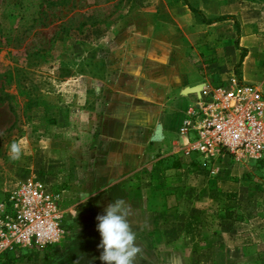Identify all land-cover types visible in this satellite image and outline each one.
Here are the masks:
<instances>
[{
	"label": "rangeland",
	"instance_id": "1",
	"mask_svg": "<svg viewBox=\"0 0 264 264\" xmlns=\"http://www.w3.org/2000/svg\"><path fill=\"white\" fill-rule=\"evenodd\" d=\"M223 17L234 20L217 21ZM242 23L243 0H0V201L33 174L58 178L64 176L58 164L95 159V111L106 105L111 78L122 77L125 67L117 66L128 60L148 75L160 65L159 79L176 77L172 63L181 59L199 65L183 72L182 95L196 101L207 87L232 81L264 92V50L243 83L225 50ZM194 88L200 91L188 92ZM21 139V159L13 161L9 146ZM211 170L185 165L167 177L172 182L157 176L146 182L154 213L150 264H264V211L244 225L227 221L224 190ZM248 176L264 194V171ZM61 180L52 183L63 191L67 209L76 202ZM84 202L74 206L76 224L80 217L97 230L98 215ZM230 213L237 217V210ZM59 246L33 251L25 264L39 262L34 254L65 264Z\"/></svg>",
	"mask_w": 264,
	"mask_h": 264
},
{
	"label": "crops",
	"instance_id": "2",
	"mask_svg": "<svg viewBox=\"0 0 264 264\" xmlns=\"http://www.w3.org/2000/svg\"><path fill=\"white\" fill-rule=\"evenodd\" d=\"M251 1L243 0L241 32L234 33L233 46L225 47L226 52L232 55L233 66L238 65L241 54H245L238 67L242 83L247 78L249 80V70L260 62L258 51L262 53L264 50V0ZM128 61L129 63L116 65L118 68L125 67L119 73L122 77L112 76L111 84L108 85L110 93L105 95L106 105L95 111L96 118H100L97 126L99 145H96L95 159L90 163L70 159L63 166L58 164L56 167L64 174L60 177L70 189L66 192L76 202L67 207L71 213L69 220L72 234L66 243L55 249L65 264L77 261L103 264L99 258L103 251L99 248L101 236L95 226H92L93 222L84 225L85 222L79 217L76 224L77 210L74 206L80 200H85L84 204L92 205L96 215H102L104 209L117 198H123L126 205L131 207L130 220L137 233V242L143 247V255L138 261L150 264L154 245L151 237L154 213L149 207V189L145 184L151 181L152 176L161 178V182H172L167 177L179 175L185 165L202 170L212 168L211 171L217 173L215 184L224 190V206H232L225 211L237 210V216L243 217L240 221H227L244 225L249 223L248 217H259L264 211V194L259 192V186L249 176L247 180H243V175H250L252 171H264V168L255 165L257 161L254 163V160H249L247 164L250 165L244 166L242 161L234 160L232 163L227 155L221 154L209 162L190 152L192 137L190 133L182 132V128L197 101L193 95H182L187 89L183 86L188 80L183 77V72L186 75L187 70L200 66L181 59L176 64L172 63L176 77L171 74L168 78L159 79L155 71H159L160 65L148 75L146 72H136L135 60ZM204 81L205 79H201V82ZM158 130L160 137H157ZM82 149L87 150L84 147ZM47 178L56 183L61 180L57 176ZM181 178L175 177V181L179 182ZM254 187L256 191L251 189ZM27 259L20 264L27 263ZM34 260L39 262L32 264H56V260L48 258L44 261L37 254H34Z\"/></svg>",
	"mask_w": 264,
	"mask_h": 264
},
{
	"label": "built area",
	"instance_id": "3",
	"mask_svg": "<svg viewBox=\"0 0 264 264\" xmlns=\"http://www.w3.org/2000/svg\"><path fill=\"white\" fill-rule=\"evenodd\" d=\"M182 132L190 133L191 151L205 161L221 154L243 164L264 160V92L235 81L207 87ZM57 186L45 175L33 174L0 201V259L4 252L27 259L33 251L68 241L73 229L66 214L71 213Z\"/></svg>",
	"mask_w": 264,
	"mask_h": 264
},
{
	"label": "clouds",
	"instance_id": "4",
	"mask_svg": "<svg viewBox=\"0 0 264 264\" xmlns=\"http://www.w3.org/2000/svg\"><path fill=\"white\" fill-rule=\"evenodd\" d=\"M24 143L21 139L10 144L11 160L21 159ZM131 212L130 205H126L123 198H117L104 209V214L96 217L97 231L101 236L99 248L103 249L99 258L103 264H137L142 257L143 247L137 242V233L130 220Z\"/></svg>",
	"mask_w": 264,
	"mask_h": 264
},
{
	"label": "trees",
	"instance_id": "5",
	"mask_svg": "<svg viewBox=\"0 0 264 264\" xmlns=\"http://www.w3.org/2000/svg\"><path fill=\"white\" fill-rule=\"evenodd\" d=\"M221 20H234V17H223V18H220L218 19L217 21H221ZM237 28V33H238V26H236ZM245 57V54H241V59L238 63V65H236L237 67H239L240 63L242 62V59ZM257 164H258V168H264V160H259L257 161ZM248 178V175H243V180H247ZM228 208H232V206H226V210H228ZM226 215H225V219L226 220H231V221H240L241 216H237L235 217L233 215V213H230L232 211H226ZM1 259L2 261L0 262V264H20V262H23V260H26L24 257H16L13 253L11 252H4L2 255H1Z\"/></svg>",
	"mask_w": 264,
	"mask_h": 264
},
{
	"label": "bare ground",
	"instance_id": "6",
	"mask_svg": "<svg viewBox=\"0 0 264 264\" xmlns=\"http://www.w3.org/2000/svg\"><path fill=\"white\" fill-rule=\"evenodd\" d=\"M197 91H199V88H194V89H192L191 91H188V92H197Z\"/></svg>",
	"mask_w": 264,
	"mask_h": 264
}]
</instances>
